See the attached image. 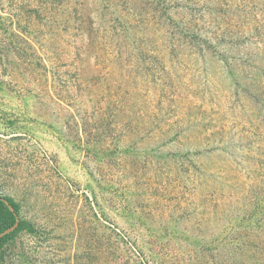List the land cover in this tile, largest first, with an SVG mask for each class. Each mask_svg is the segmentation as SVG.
Instances as JSON below:
<instances>
[{"label":"rangeland","instance_id":"374dc122","mask_svg":"<svg viewBox=\"0 0 264 264\" xmlns=\"http://www.w3.org/2000/svg\"><path fill=\"white\" fill-rule=\"evenodd\" d=\"M0 264H264V0H0Z\"/></svg>","mask_w":264,"mask_h":264},{"label":"trees","instance_id":"16d2710c","mask_svg":"<svg viewBox=\"0 0 264 264\" xmlns=\"http://www.w3.org/2000/svg\"><path fill=\"white\" fill-rule=\"evenodd\" d=\"M17 212L18 206L14 201L0 197V234L15 224L16 219H18ZM24 228L27 229L29 227L25 223L18 221V225L13 231L0 238V248L5 242L11 240L19 230Z\"/></svg>","mask_w":264,"mask_h":264},{"label":"water","instance_id":"95a60500","mask_svg":"<svg viewBox=\"0 0 264 264\" xmlns=\"http://www.w3.org/2000/svg\"><path fill=\"white\" fill-rule=\"evenodd\" d=\"M18 219H16V221H15V224L11 227V228H9V229H7V230H5L4 232H2L1 234H0V238L3 236V235H5V234H7V233H9V232H11V231H13L16 227H17V225H18Z\"/></svg>","mask_w":264,"mask_h":264}]
</instances>
